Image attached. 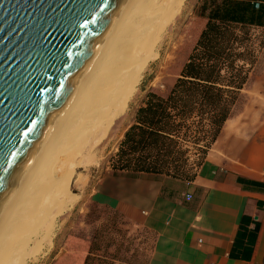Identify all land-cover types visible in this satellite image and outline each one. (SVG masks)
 <instances>
[{"label":"crops","instance_id":"obj_1","mask_svg":"<svg viewBox=\"0 0 264 264\" xmlns=\"http://www.w3.org/2000/svg\"><path fill=\"white\" fill-rule=\"evenodd\" d=\"M197 13L203 21L213 16L264 28V0H200ZM256 86L264 97V73ZM233 110L188 187L166 175L106 169L92 201L115 215L127 234L143 232L147 240L124 252L127 260L109 259L115 256L107 254L110 248L97 243L101 262L88 264H264V188L244 189L237 182L241 176L264 184V106L257 109L256 125L235 119ZM243 215L249 218L246 231H255L254 242L250 253L234 250L231 256Z\"/></svg>","mask_w":264,"mask_h":264},{"label":"rangeland","instance_id":"obj_2","mask_svg":"<svg viewBox=\"0 0 264 264\" xmlns=\"http://www.w3.org/2000/svg\"><path fill=\"white\" fill-rule=\"evenodd\" d=\"M199 1L162 0L160 2L162 6L173 2L174 11L164 28L158 32L156 41L149 43L157 30L156 32L149 31L146 42L137 50L136 58L149 57L142 68L143 72L139 82L131 92L120 86L116 89L114 97L116 101L121 99V104L116 105L114 101L112 103L115 107L103 108L104 115L118 111L104 137L92 143L93 135L88 137V134L91 133L90 130H93V126L89 127L90 129L87 127L89 130L80 128L79 131H75L77 134H70V137L69 134L66 135L59 142V146L53 150L54 152L48 155L53 158L51 169H49L51 172L49 171L48 176H52L53 181L58 182L61 174L69 173L66 190L71 196V200H67L66 207L53 219L55 221L51 224L53 227L51 225L49 227L51 231L45 227L47 225L42 226L43 223L35 225L42 232H45L43 227L50 231H48L49 242L44 245L37 242L38 248L33 249L32 255H28L32 252L33 246L31 241H28V233L25 230L28 228L22 227V232L15 237L16 242L20 243L17 247V249L21 248L19 253L10 259V262H8L9 259L4 262L2 258L0 264H83L85 256L91 252L94 255L89 256L88 262L100 263L101 258L96 254H101L97 252L101 248L97 243L102 245L103 249L110 248L107 254L115 256H110L109 259L118 256L120 260H127L124 252L143 247L147 240L143 232L127 234L128 230H123L121 225L117 224L115 215L95 205L91 195L96 181L109 167L108 160L117 150V144L124 130L133 120L135 110L145 93L148 90L165 93L180 72L201 28L197 13ZM250 34L257 51V59L236 101L233 116L244 122L253 120L256 125L261 119L257 109L264 106L263 93L256 86L257 78L264 73V28L250 27ZM124 95L127 98L123 101ZM47 177L44 178L47 179ZM52 198L55 206L50 205L49 208L57 211L62 197L56 194ZM28 207L31 209L33 205L30 203L26 208ZM37 229L35 232L38 231ZM119 249L123 250L121 254Z\"/></svg>","mask_w":264,"mask_h":264},{"label":"trees","instance_id":"obj_3","mask_svg":"<svg viewBox=\"0 0 264 264\" xmlns=\"http://www.w3.org/2000/svg\"><path fill=\"white\" fill-rule=\"evenodd\" d=\"M198 16L201 28L186 61L165 93H145L108 160L113 173L166 175L188 187L230 117L257 59L252 26ZM237 182L244 189L264 188L241 176ZM246 221L243 215L231 256L251 251L255 231H246Z\"/></svg>","mask_w":264,"mask_h":264},{"label":"water","instance_id":"obj_4","mask_svg":"<svg viewBox=\"0 0 264 264\" xmlns=\"http://www.w3.org/2000/svg\"><path fill=\"white\" fill-rule=\"evenodd\" d=\"M125 0H0V206Z\"/></svg>","mask_w":264,"mask_h":264},{"label":"bare ground","instance_id":"obj_5","mask_svg":"<svg viewBox=\"0 0 264 264\" xmlns=\"http://www.w3.org/2000/svg\"><path fill=\"white\" fill-rule=\"evenodd\" d=\"M160 2L162 0H125L24 172L0 206V260L3 258L7 262L9 259L10 262L17 256L21 248L17 249L20 243L16 242L15 237L22 232V227L28 228L25 229L28 241L33 246L28 255L38 248L37 242L43 245L49 242V227L71 196L66 190L69 173L61 174L58 182L48 176L53 162V158L48 155L54 152L66 135H75V131L80 128L93 126L88 134V137L93 135L92 143L104 137L118 111L104 115L103 108L115 107L114 101L116 105L121 104V99L116 101L114 97L120 86L131 92L139 82L142 68L149 57L136 58L137 50L146 42L149 31L157 30L149 43L156 41L158 32L164 28L174 11L173 2L165 6ZM126 98L123 97V101ZM56 194L62 197L57 211L49 208L50 205L55 206L52 197ZM30 203L33 207L26 208ZM37 223L47 225L45 227L50 231L44 227L45 232L37 229Z\"/></svg>","mask_w":264,"mask_h":264},{"label":"built area","instance_id":"obj_6","mask_svg":"<svg viewBox=\"0 0 264 264\" xmlns=\"http://www.w3.org/2000/svg\"><path fill=\"white\" fill-rule=\"evenodd\" d=\"M185 199L186 200H190L191 199V194L190 193H186L185 194Z\"/></svg>","mask_w":264,"mask_h":264}]
</instances>
